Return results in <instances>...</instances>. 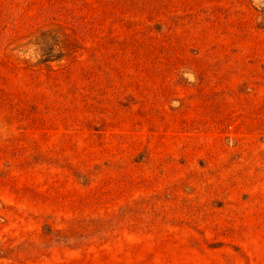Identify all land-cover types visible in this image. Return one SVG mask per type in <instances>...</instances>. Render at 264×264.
Listing matches in <instances>:
<instances>
[{"label":"rangeland","instance_id":"rangeland-1","mask_svg":"<svg viewBox=\"0 0 264 264\" xmlns=\"http://www.w3.org/2000/svg\"><path fill=\"white\" fill-rule=\"evenodd\" d=\"M0 264H264V0H0Z\"/></svg>","mask_w":264,"mask_h":264}]
</instances>
